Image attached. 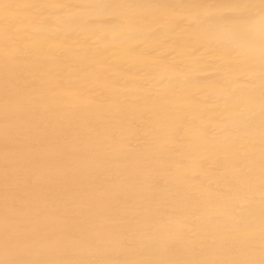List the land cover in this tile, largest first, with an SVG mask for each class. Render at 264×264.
Masks as SVG:
<instances>
[{"label": "snow or ice", "instance_id": "snow-or-ice-1", "mask_svg": "<svg viewBox=\"0 0 264 264\" xmlns=\"http://www.w3.org/2000/svg\"><path fill=\"white\" fill-rule=\"evenodd\" d=\"M0 264H264V0H0Z\"/></svg>", "mask_w": 264, "mask_h": 264}, {"label": "bare ground", "instance_id": "bare-ground-1", "mask_svg": "<svg viewBox=\"0 0 264 264\" xmlns=\"http://www.w3.org/2000/svg\"><path fill=\"white\" fill-rule=\"evenodd\" d=\"M208 2H217V0H208Z\"/></svg>", "mask_w": 264, "mask_h": 264}]
</instances>
